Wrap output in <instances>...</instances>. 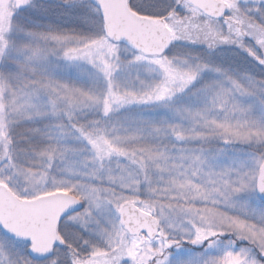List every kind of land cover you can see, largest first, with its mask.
<instances>
[{"label":"snow or ice","instance_id":"1","mask_svg":"<svg viewBox=\"0 0 264 264\" xmlns=\"http://www.w3.org/2000/svg\"><path fill=\"white\" fill-rule=\"evenodd\" d=\"M0 264H264V0H0Z\"/></svg>","mask_w":264,"mask_h":264}]
</instances>
